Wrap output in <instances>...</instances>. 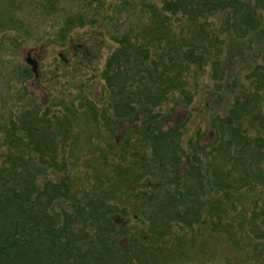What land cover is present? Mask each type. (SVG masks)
<instances>
[{"label": "trees", "instance_id": "1", "mask_svg": "<svg viewBox=\"0 0 264 264\" xmlns=\"http://www.w3.org/2000/svg\"><path fill=\"white\" fill-rule=\"evenodd\" d=\"M140 12L111 38L117 47L100 73L105 108L84 96L57 109L23 89L1 117L0 264H194L196 243L211 239L236 255L222 264H264V190L254 199L264 187V138L244 127L263 103L264 49L247 76L251 94L215 120L207 147L189 140L184 151L181 128L164 125L160 110L190 104L193 68L208 64L215 80L226 76L225 43L210 19L222 16L231 41L263 38L264 0L146 1ZM86 25L84 14L68 16L57 37ZM16 73L24 83L37 68ZM79 161L82 176L65 175ZM251 202L248 217L245 208L233 216Z\"/></svg>", "mask_w": 264, "mask_h": 264}, {"label": "rangeland", "instance_id": "2", "mask_svg": "<svg viewBox=\"0 0 264 264\" xmlns=\"http://www.w3.org/2000/svg\"><path fill=\"white\" fill-rule=\"evenodd\" d=\"M146 1L161 5V0H57L53 6L49 0H0V120L12 113L16 99L24 94V90L33 94L38 103L55 105L57 109H60L59 103L84 96L95 101L99 109L105 108L108 101L102 90L100 73L106 58L117 47L111 38L124 32L133 21L130 16L140 14V6ZM81 13L86 16L87 25L73 28L67 33L65 41L60 40L57 34L65 19ZM210 21L212 31L225 43L220 61L226 76L220 81L215 80L208 64L193 68L186 78L191 94L190 104L173 107L170 103L160 109L168 117L164 125L181 128V148L184 151L189 140L197 141L200 146L211 144L215 136V120L224 119L237 98L251 94V82L247 76L261 63L264 49V37L246 39L245 42L231 41L228 35L221 33V15ZM28 58L36 64L37 73L24 83L17 82V69L23 66L31 68ZM259 110L258 117L246 122L244 127L250 135L264 138V99ZM125 127L120 125L112 136L113 142L121 141V132ZM99 128L103 131L101 124ZM101 137L103 142V132ZM5 154V149L0 146V164ZM64 156L67 157L66 154ZM84 158L81 156V159ZM83 171L82 161H79L77 167L65 175L81 177ZM90 183L87 179L77 182V186L82 190ZM263 190L264 187H258V195L254 199ZM123 202L121 206L133 208V203ZM239 205L233 216L237 218V214L245 208V217H248L252 202ZM145 228V224L140 226V229ZM211 240L196 243L190 252L192 256H197H193L196 258L194 264H222L225 256L236 259L226 241Z\"/></svg>", "mask_w": 264, "mask_h": 264}, {"label": "water", "instance_id": "3", "mask_svg": "<svg viewBox=\"0 0 264 264\" xmlns=\"http://www.w3.org/2000/svg\"><path fill=\"white\" fill-rule=\"evenodd\" d=\"M29 65H31L32 67V70L35 71L36 70V64L31 62V61H28Z\"/></svg>", "mask_w": 264, "mask_h": 264}, {"label": "flooded vegetation", "instance_id": "4", "mask_svg": "<svg viewBox=\"0 0 264 264\" xmlns=\"http://www.w3.org/2000/svg\"><path fill=\"white\" fill-rule=\"evenodd\" d=\"M28 61H31V62L34 63V61H33L31 58H28V59H27V62H28Z\"/></svg>", "mask_w": 264, "mask_h": 264}]
</instances>
